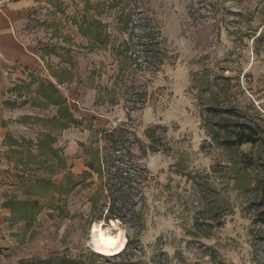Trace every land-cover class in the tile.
Segmentation results:
<instances>
[{
  "label": "rangeland",
  "instance_id": "obj_1",
  "mask_svg": "<svg viewBox=\"0 0 264 264\" xmlns=\"http://www.w3.org/2000/svg\"><path fill=\"white\" fill-rule=\"evenodd\" d=\"M40 7L29 25L43 70L35 76L74 69L82 107L94 99L98 119H109L71 124L60 145L68 119L59 110L58 150L49 133L44 146L22 139L51 123L25 130L22 118L11 120L0 196L39 206L33 220L17 221L4 205L12 216L4 224L10 264H264V226L253 205L264 193V0H44ZM132 36L144 46L123 51ZM147 50L151 62L141 57ZM113 83L116 91L103 94ZM118 97L119 109L106 104ZM122 107L124 130L114 118ZM245 123L258 143L230 145L235 125ZM114 129L147 174L132 203L117 204L118 219H107L120 196L106 168L97 169L112 152ZM71 158L83 173L66 175ZM100 221L124 231L122 253L93 250Z\"/></svg>",
  "mask_w": 264,
  "mask_h": 264
},
{
  "label": "crops",
  "instance_id": "obj_2",
  "mask_svg": "<svg viewBox=\"0 0 264 264\" xmlns=\"http://www.w3.org/2000/svg\"><path fill=\"white\" fill-rule=\"evenodd\" d=\"M43 2L44 0H0V168L3 162V152L9 149L8 145H6L7 137L11 132V127L17 125L16 123H11L12 119L15 120L19 117L20 120L22 118L25 123H21V126L25 125V130L28 126L31 128L34 126L35 128V122L51 123L48 129L42 130L38 128L34 131L35 134L31 133L30 136L22 135V139L32 140L34 143L38 142V138L41 140V137L43 135L46 136L48 133L53 137V131L61 129L58 122V120L63 118V116L62 118L58 116L60 106L50 101L47 96L51 97V100L52 97L57 100L58 95H60L63 100L62 105H66L72 116L79 121L78 126L91 117L94 121L102 124L107 123L109 119L105 116H100L102 119H98L95 111L96 100L94 99L90 101V103L92 102L90 105L93 107L89 105L82 107L84 105L81 104V95L76 94V90L79 91L77 87L81 84L78 76L75 75L76 71L74 69H69L70 76L68 70L66 73H58L53 69L49 70L50 73L48 72L41 76L44 79H39L35 76V69L39 68L42 70L40 67L41 60L36 52L34 42L30 38L29 25L32 17L41 8L40 6ZM50 84L54 86V90L52 87L45 88L44 97L40 93V88ZM111 89L116 91L115 83L109 89L105 88L103 94H109ZM100 91L99 89L98 95H100ZM120 101L121 97H118V100L106 101V104L109 105V102H115L119 109L121 107L119 105L121 104ZM126 103L129 104L130 100H126ZM110 106L115 105L111 104ZM125 107L128 108L127 105ZM128 117L123 107L114 116L119 121V126L123 130ZM44 119L50 120L44 121ZM72 128L67 127L65 129L64 136L66 138L62 140L60 145L63 143L67 144V139L71 135ZM13 136L19 142L22 141L20 136L16 137V134H13ZM54 138H52L50 149L58 150L59 143H57V136L54 135ZM50 157L54 158L53 155ZM69 161L71 164L66 170L68 171L66 175L69 173L72 175L74 173H83L82 169L84 166L80 159L74 160L71 158L67 160V163ZM2 176L3 174L0 170V181ZM1 191L2 189L0 188V194ZM5 201L0 196V264H10L11 262V258L9 257L10 247L6 240L7 236L4 224L12 216L11 211L4 207Z\"/></svg>",
  "mask_w": 264,
  "mask_h": 264
},
{
  "label": "trees",
  "instance_id": "obj_3",
  "mask_svg": "<svg viewBox=\"0 0 264 264\" xmlns=\"http://www.w3.org/2000/svg\"><path fill=\"white\" fill-rule=\"evenodd\" d=\"M132 41H131V44L128 42L123 45V48H124L123 51L129 52L128 50L131 49L133 46L135 47L139 45L144 46L145 44L142 41L136 43L134 41V36H132ZM145 52H146V54L144 53L145 56H141L144 59L143 62H151L153 59V56H151L152 51L147 50ZM128 59L133 60L132 57H128ZM138 60L139 58L136 60L134 59V64L139 65ZM48 87H52L54 90V86H52L51 84L48 86H42L40 88V93L43 94L44 97H45V94H44L45 88H48ZM47 97L50 99V101H52L53 103H57L56 105L60 106V112L62 115L68 117V122L66 126L64 127H68L71 124H74V125L79 124V121L76 118H74L72 114L69 112L68 107L66 105H62L63 100L60 97V95H58L57 100H55L54 97H52V100H51V97L49 96ZM225 113L232 114L233 112L232 110H226ZM109 132L116 135V140H114L112 152L110 153V156L107 158V160H105V163L103 162V164H101V166H99V168L98 169L96 168V169L98 171L99 169L106 168L105 170L106 171L105 175H107L106 182L110 186V191L112 190V187H113L115 191L118 193V195L120 196V197L113 198L112 208H109L113 214L107 218V219H112V218L118 219L116 216H114L115 215L114 210L118 209L117 204L120 203V208L122 210L127 207V203H130V204L132 203V200L134 196L136 195V192L138 191L139 187H141V185L144 184L146 180L147 172L143 168H141L133 160L132 155L129 154L128 149L130 146L127 145L126 140H123L124 138L122 134L123 131L114 129ZM233 133H234L233 139H230L228 141V143L229 142L231 143L230 145L256 144L259 141L257 133L254 130V127L246 123L235 125ZM118 135H119V139H118ZM46 138H49V137L46 135ZM40 141L43 146L45 145V142H47L45 141V139L44 140L42 139ZM50 142L52 143V138H50L49 143ZM52 155L53 157L58 156L56 151H54ZM88 167L90 169L95 170L92 164H89ZM39 183H42L45 185H51V183L46 179L40 180ZM108 198H111V196H108ZM253 205L257 207L258 209L256 212V217L254 219L255 223L261 224L264 226V193L260 201H258L257 203ZM5 206L10 207L12 209V212H14V216H15L14 219H16L17 221L21 219H25L23 215H26V214L30 216V220H33L35 217V214L38 212L37 207L39 206V202L32 201V200H20L17 198H11L10 200H8L7 203H5ZM18 210L22 211V212H18L20 213L19 217L17 216Z\"/></svg>",
  "mask_w": 264,
  "mask_h": 264
},
{
  "label": "bare ground",
  "instance_id": "obj_4",
  "mask_svg": "<svg viewBox=\"0 0 264 264\" xmlns=\"http://www.w3.org/2000/svg\"><path fill=\"white\" fill-rule=\"evenodd\" d=\"M116 229L117 232L112 233L109 229H105L102 221L92 227L91 246L96 253L111 257L122 253L126 249L128 241L125 233L117 227Z\"/></svg>",
  "mask_w": 264,
  "mask_h": 264
}]
</instances>
